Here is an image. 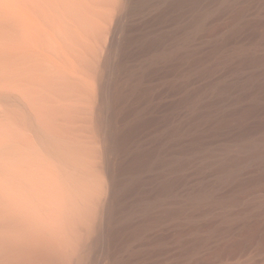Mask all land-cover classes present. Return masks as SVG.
<instances>
[{"label": "bare ground", "instance_id": "bare-ground-1", "mask_svg": "<svg viewBox=\"0 0 264 264\" xmlns=\"http://www.w3.org/2000/svg\"><path fill=\"white\" fill-rule=\"evenodd\" d=\"M0 264H264V0H0Z\"/></svg>", "mask_w": 264, "mask_h": 264}, {"label": "rangeland", "instance_id": "rangeland-1", "mask_svg": "<svg viewBox=\"0 0 264 264\" xmlns=\"http://www.w3.org/2000/svg\"><path fill=\"white\" fill-rule=\"evenodd\" d=\"M32 10H26V12H31ZM35 13H33V15H24V19H26L25 20V22H28V23H32V24H35V23H37L38 24V22L41 20V16H40V13H37L36 15H34Z\"/></svg>", "mask_w": 264, "mask_h": 264}]
</instances>
